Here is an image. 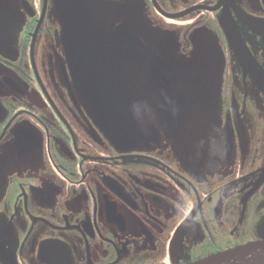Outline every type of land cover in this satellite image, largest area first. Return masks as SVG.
<instances>
[{
	"label": "flooded vegetation",
	"instance_id": "flooded-vegetation-1",
	"mask_svg": "<svg viewBox=\"0 0 264 264\" xmlns=\"http://www.w3.org/2000/svg\"><path fill=\"white\" fill-rule=\"evenodd\" d=\"M192 8L200 41L163 21ZM262 12L264 0H0V264H193L264 241ZM208 40L217 94L186 90L195 105L170 120L166 102L141 109L133 67L158 62L188 85Z\"/></svg>",
	"mask_w": 264,
	"mask_h": 264
},
{
	"label": "rangeland",
	"instance_id": "rangeland-1",
	"mask_svg": "<svg viewBox=\"0 0 264 264\" xmlns=\"http://www.w3.org/2000/svg\"><path fill=\"white\" fill-rule=\"evenodd\" d=\"M175 8H178L177 10L182 9V7H180L179 5H177ZM194 9L195 8L186 10V12L189 10L190 12L187 13V16L184 18L177 20L164 19L163 21L165 24L170 26H183L188 27V29H195L193 38H196L197 36L198 40L200 41L201 35L209 33L204 29L205 25H194L200 15L204 14L198 13ZM193 11L195 12L192 13ZM263 13L264 12H262V14ZM257 16L258 17L250 16L251 20L256 21L259 19L262 20L264 24V15L257 14ZM92 22L97 28L104 29L103 26L105 25V19L102 15L92 16ZM1 30L2 29H0V33ZM209 41L210 40H208L207 42L204 41L202 44H198L196 48L194 56L190 61V63H192L190 65V68L197 69L199 67H202L203 71L201 70V73L197 74L195 78H190L191 82L188 81V85L186 84V76L181 78V81H177L174 77H172L174 79L169 80L168 77L164 75L165 65H161L158 62L152 63L145 61L142 64L133 67L130 77L127 71V76L130 82L128 90L134 95L145 94L146 96L139 98L138 103L140 105V108L142 109L148 107L150 103L155 104L158 100L161 103L164 102L165 100H167V98L170 97L172 90L175 95H177V93L186 95V90L196 89L202 92V94L204 93L201 98L205 96L207 90H212V92H214V94L216 95L217 92L215 90L214 83L216 82L215 75H217L219 69H214V67H216V63L218 64V67H220V62L216 58L218 56V53L214 47L215 42L211 43ZM199 64L201 66H199ZM135 68L136 70H134ZM146 82L148 83L152 91L147 88V85L145 84ZM169 83H171V85ZM191 83L195 84V86L192 87ZM170 86H172V88Z\"/></svg>",
	"mask_w": 264,
	"mask_h": 264
},
{
	"label": "water",
	"instance_id": "water-1",
	"mask_svg": "<svg viewBox=\"0 0 264 264\" xmlns=\"http://www.w3.org/2000/svg\"><path fill=\"white\" fill-rule=\"evenodd\" d=\"M189 12L190 10L187 11L186 14ZM176 16L180 15H175L172 17ZM235 31L237 32L236 29ZM164 75L167 76L169 80H172V78L168 76V71L166 69ZM169 84L171 85V83ZM170 87L172 88V86ZM164 102L170 105V112L166 114L165 120H170L171 115L175 119L176 117L180 116L183 112H186V106L195 105L194 103L186 104V95L179 93L175 95L173 90L170 97L167 98V100H165ZM229 122L230 120H228V123ZM175 131H177V129ZM231 131L232 130L230 129V126H228V133L230 132V134H228V140L230 144L232 143L233 138ZM120 132L121 130L111 129L110 135L112 139L119 142L118 140L121 139ZM118 145L120 144L118 143ZM193 264H264V241L249 243L244 246L221 252L203 260H200L198 262H195Z\"/></svg>",
	"mask_w": 264,
	"mask_h": 264
}]
</instances>
